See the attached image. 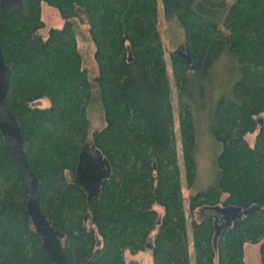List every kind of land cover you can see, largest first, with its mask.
<instances>
[{
  "label": "trees",
  "instance_id": "obj_1",
  "mask_svg": "<svg viewBox=\"0 0 264 264\" xmlns=\"http://www.w3.org/2000/svg\"><path fill=\"white\" fill-rule=\"evenodd\" d=\"M185 31L187 56L171 54L185 179L196 178V130L189 98L224 50L241 72L233 98L222 96L211 124L220 143L214 182L184 208L173 92L159 31L158 0H23L0 7V40L12 69L8 109L21 128L41 210L69 264H125L149 250L154 264H246L244 246L264 239V0H163ZM42 3L64 24L47 37ZM87 19L98 74L91 78L74 30ZM96 96L105 126L89 139ZM49 101L40 106L41 100ZM260 123L254 143L247 135ZM89 144L109 173L97 196L75 181ZM17 162L0 132V264H53L27 207ZM164 210L161 216L156 206ZM253 212L229 225L218 207ZM190 219V220H189ZM217 225L221 226L217 233ZM154 232L153 237H151ZM151 243L152 247H147Z\"/></svg>",
  "mask_w": 264,
  "mask_h": 264
},
{
  "label": "rangeland",
  "instance_id": "obj_2",
  "mask_svg": "<svg viewBox=\"0 0 264 264\" xmlns=\"http://www.w3.org/2000/svg\"><path fill=\"white\" fill-rule=\"evenodd\" d=\"M234 0H228L226 8L219 13L218 20L221 22L227 8ZM159 14V31L164 43L165 58L167 61L168 76L173 92V103L175 110V127L177 129V142L180 153L181 179L183 184L184 208L188 213V199L191 195L200 190L209 187L215 180V170L217 157L221 150L220 143L214 138L211 132V124L216 112L218 102L222 96L233 98L234 84L240 79L241 72L237 60L228 50H224L218 61L214 64L210 75L202 84L195 85L193 98H189L191 112L196 130V148L195 160L197 164L196 178L193 186H188L185 179L184 162L181 151V140L178 125V100L174 84L173 70L171 66V54L175 52L185 42V31L179 21L166 13L163 0H158ZM42 19L45 27L39 30L44 38L47 37L51 27H62L64 19L59 11L42 3ZM74 30L79 43V49L83 58V66L87 69L91 78L98 74V65L95 60V45L92 41L89 24L87 19L81 21L75 18ZM40 106H48L49 101L41 100ZM88 116L90 119L89 139L96 130H100L105 126V119L100 102L96 96L91 101L88 108ZM264 116V115H262ZM260 123L254 132L247 135L250 144L254 143L256 133ZM159 214L163 215V208L156 206ZM190 220V219H189ZM154 232L151 237H153ZM192 260L191 264H196L194 247L191 245ZM244 260L246 264H264V239L257 243L247 242L244 246ZM125 264H154L152 253L145 249L136 253L131 250L125 252Z\"/></svg>",
  "mask_w": 264,
  "mask_h": 264
},
{
  "label": "water",
  "instance_id": "obj_3",
  "mask_svg": "<svg viewBox=\"0 0 264 264\" xmlns=\"http://www.w3.org/2000/svg\"><path fill=\"white\" fill-rule=\"evenodd\" d=\"M22 6L23 0H0L1 8L10 7L17 10ZM177 52L182 56H187L190 60V55L185 52V46L178 49ZM11 76L12 69L5 62L3 47L0 40V132L3 134L17 162L18 169L29 194L27 207L52 263L69 264L58 233L53 229L46 215L41 210L38 192V178L29 168L21 128L17 117L8 109L6 104V98L10 90ZM87 157H89L88 160ZM104 165H107V161L102 153L94 146L86 144L80 154L75 181L87 193L88 200H90L91 197L98 195L101 182L109 173L108 168L103 169ZM256 208H260V205L257 207L252 206L248 209H242L241 207L236 206L218 207L217 211H219L225 220L223 225H229L236 218L249 214ZM220 228L221 226L217 225V233ZM147 247L151 248L152 244H147Z\"/></svg>",
  "mask_w": 264,
  "mask_h": 264
},
{
  "label": "flooded vegetation",
  "instance_id": "obj_4",
  "mask_svg": "<svg viewBox=\"0 0 264 264\" xmlns=\"http://www.w3.org/2000/svg\"><path fill=\"white\" fill-rule=\"evenodd\" d=\"M89 159V157H87V160Z\"/></svg>",
  "mask_w": 264,
  "mask_h": 264
}]
</instances>
